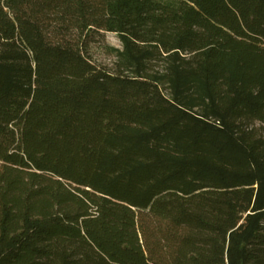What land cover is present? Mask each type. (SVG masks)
Segmentation results:
<instances>
[{
    "label": "trees",
    "instance_id": "obj_1",
    "mask_svg": "<svg viewBox=\"0 0 264 264\" xmlns=\"http://www.w3.org/2000/svg\"><path fill=\"white\" fill-rule=\"evenodd\" d=\"M0 264H264V0H0Z\"/></svg>",
    "mask_w": 264,
    "mask_h": 264
},
{
    "label": "rangeland",
    "instance_id": "obj_2",
    "mask_svg": "<svg viewBox=\"0 0 264 264\" xmlns=\"http://www.w3.org/2000/svg\"><path fill=\"white\" fill-rule=\"evenodd\" d=\"M176 3L179 0H159ZM123 49L119 37L114 33H102L91 43L89 55L92 61L104 68L112 69L117 60V52Z\"/></svg>",
    "mask_w": 264,
    "mask_h": 264
}]
</instances>
